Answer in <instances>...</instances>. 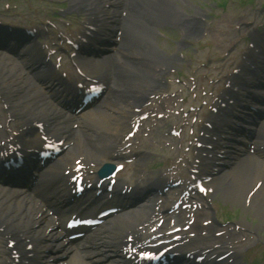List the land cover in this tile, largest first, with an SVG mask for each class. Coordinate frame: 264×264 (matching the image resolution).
Segmentation results:
<instances>
[{"label": "bare ground", "instance_id": "1", "mask_svg": "<svg viewBox=\"0 0 264 264\" xmlns=\"http://www.w3.org/2000/svg\"><path fill=\"white\" fill-rule=\"evenodd\" d=\"M175 1L178 2L179 5H176V3H174ZM174 2L171 0H128V16L124 24L125 38L123 41L126 45L125 47H136L137 44L139 45L142 41H144L145 37H150V33L145 32L139 27V22L141 20L153 22L154 25L168 24L173 27H178L184 34H187L190 31L191 32L189 34H196V29H189L190 25L196 24L195 20H186V15L179 7L180 4L182 6H188V0H174ZM125 47L122 48V50H124ZM146 47L149 51L147 54V56L150 57L149 62L152 63L151 66L153 67L150 69L151 66L146 67L145 64H143L140 69H136V71L142 73V79L140 83L138 82L136 85H129L128 83L125 84L128 86H123V81L121 82L116 78L114 79L113 87L118 90L121 89L120 92L122 93V96L128 99V101L125 100V102L129 103L128 106L121 107V109H126L128 107L129 110L131 108L130 106L134 107L144 95L142 86L149 87L152 85L154 81L152 78L155 76V73L161 72L168 64L165 56L158 52V50L154 49V47L150 45H146ZM35 58L36 55L33 54L31 57H25L21 62H18L5 56L4 54H0V88L8 87L9 90H11L12 87V89H16V92H18L17 100L22 102L21 109L22 111L27 112L28 116H50L51 114V120L53 124L57 122H62L63 124L67 123V119L64 117V115H56L54 110L50 109L48 104L44 103L46 102L44 96H46L48 92L43 89V86L40 84V79L45 78L47 74L46 71H40L39 73L31 74L29 64H31ZM113 64L117 67L118 71L123 70L124 64L117 62H114ZM105 65L106 64L103 61L84 64V66H89V68L93 69L98 66L106 67ZM136 80L137 79H135V82H137ZM54 94L55 92H51L48 94V97L53 96ZM36 101H39L40 103ZM113 118L116 117H112V119ZM81 120L83 121V126L78 131V137L85 138V141L81 142L80 139L75 140L73 153L79 149H84L85 154L91 157L93 155L92 149L97 151V155L105 151L107 144L111 141V137L109 135L110 129H107L110 126V118L108 117V114L105 111L100 112L97 109L84 114ZM63 129L66 128L64 127ZM56 130L59 131V128ZM95 132L98 135L101 132L103 138L105 137L107 140L103 139V143H96L95 136L93 137ZM245 161L246 160H242L234 163H230L229 161V163L232 165L231 171L227 173L220 182H218V185H220L227 176H232L229 183L223 187V190L231 199H233V201L242 199L249 183L254 179L253 173L250 170V163ZM57 170L58 169L56 167L50 171L48 176L44 175L42 184L48 183L51 178L52 180L57 179ZM3 202L4 201L0 202V206L3 204ZM19 208H21V205L18 202H11L9 205L4 206L0 211V222L1 224L7 225L4 227V230L8 233L16 231V228L21 227V222H23L22 219L26 218V212L23 214L18 213ZM9 211L16 212L14 214L9 213ZM141 211L148 213L149 210L145 208L137 210L136 214L133 215V218H136ZM128 216L129 215L122 216L119 218V220L110 222L114 223L110 226L113 229L119 231L120 234L122 229L128 225ZM131 225L132 223H130L127 227ZM127 236L123 237V239ZM51 245L52 244L49 242L45 243L42 245L41 249H49ZM70 264L86 263L73 257L70 261Z\"/></svg>", "mask_w": 264, "mask_h": 264}, {"label": "rangeland", "instance_id": "2", "mask_svg": "<svg viewBox=\"0 0 264 264\" xmlns=\"http://www.w3.org/2000/svg\"><path fill=\"white\" fill-rule=\"evenodd\" d=\"M10 1L14 2V3H9L11 6L14 4L16 5L17 12H22V14L24 15L25 18H28V19L32 18L31 14L29 13V8L30 7H36L34 4H31L32 1H29V0H10ZM236 1H238V0H236ZM236 1L230 2L229 6L227 7L226 13L222 14L220 16H217L218 19L228 18L232 14L233 9H236V7L238 6ZM262 1H264V0H262ZM5 2H6L5 0H0V9L6 10ZM188 3H189L188 7H183V10L185 12H190V11L193 12L194 8H201L202 9L204 7H209L207 0H188ZM10 9H12V8H10ZM247 12H249L250 14L252 13L250 10H248ZM225 20H227V19H225ZM208 21L210 22V19ZM214 22H215L214 20H211L210 24L214 23ZM162 28H163V31L168 36V39L166 41H164L163 39H160V40L158 39L157 40V43L159 44L158 47L163 52H167V55H169L171 57V54H168V53L172 52L173 46L175 45V42H178V39H179L178 31H176L174 28H171V27H162ZM207 44H209V41L206 40V38H204L203 40H199L198 44L194 43L192 45V47L195 48L198 51V53H194L193 50H188V51L186 50V52H184V54H183L184 60L173 62L172 68H174L176 70V72H180L181 74H183V76H191L196 72L198 64L204 63V60H205L204 55L209 56L211 54H214V56H213L214 58L221 59L222 55L225 51H221L220 48H210V49L205 48L207 46ZM239 47L240 46H237V49H240ZM225 49H227V48L225 47ZM208 56H207V58H208ZM189 57H190V59H193V62H192L190 67H186L184 65H186V59ZM227 65H228V62H225L224 60H222V61L218 62L217 64L213 63L212 68L216 69L214 72H219L222 70V68L226 69ZM171 76H169L168 78H171ZM205 84H208V83L205 82ZM121 106H124V104L119 103V104L115 105V109H113L114 110L113 111L114 116L116 114L115 111L116 110L118 111V109H120ZM102 109H105V108H102ZM156 135H157V133H156ZM139 142L140 141H137V143H139ZM154 161L158 162L157 160H154ZM148 162H150V161H146V163H148ZM150 166H151V162L148 164V166H146V168L144 170V174H146V176H149L152 173L156 172V170L152 169ZM141 169H143V167L138 166V170L140 171ZM135 170L137 171V168H135V167L131 168L130 172L125 176L124 179L129 178V175H131L133 173V171H135ZM256 213L257 212H253V215L256 216ZM231 219H232L234 224L240 223L241 225L246 226V227L250 225L249 229L241 228L238 231L232 232V235H234L233 241L238 242L237 251L241 252L242 250H246L248 252L256 253L259 261L264 263V230L260 227V225H261L264 228V223L261 222L259 219H258L259 221L258 220L252 221L249 216L248 217L245 216V213H244V215H241V213H238V212L232 213ZM241 221L242 222L245 221V224L242 223ZM228 229H231V228H228ZM216 230H217V227H216ZM215 233H218V232H215V228H214V234Z\"/></svg>", "mask_w": 264, "mask_h": 264}]
</instances>
